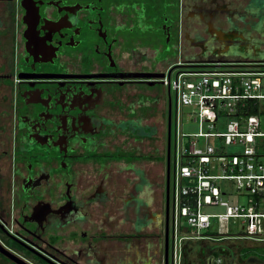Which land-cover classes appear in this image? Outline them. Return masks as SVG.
Masks as SVG:
<instances>
[{"label": "flooded vegetation", "instance_id": "af4514ba", "mask_svg": "<svg viewBox=\"0 0 264 264\" xmlns=\"http://www.w3.org/2000/svg\"><path fill=\"white\" fill-rule=\"evenodd\" d=\"M215 60L264 61V0H0V246L25 264H264L172 231L159 79Z\"/></svg>", "mask_w": 264, "mask_h": 264}, {"label": "built area", "instance_id": "2783aa9c", "mask_svg": "<svg viewBox=\"0 0 264 264\" xmlns=\"http://www.w3.org/2000/svg\"><path fill=\"white\" fill-rule=\"evenodd\" d=\"M159 80L174 98L169 206L175 239L264 243V61L196 62ZM181 108L193 116L197 133L178 132ZM223 182L246 195V203L229 204ZM204 206L223 213H203Z\"/></svg>", "mask_w": 264, "mask_h": 264}, {"label": "rangeland", "instance_id": "374dc122", "mask_svg": "<svg viewBox=\"0 0 264 264\" xmlns=\"http://www.w3.org/2000/svg\"><path fill=\"white\" fill-rule=\"evenodd\" d=\"M160 90V89H158ZM160 92V91H158ZM173 117V114H172ZM193 116L191 114H188V109L186 108H181V114L180 117H178V124H177V130L178 132H181L183 134H194L197 133V126L196 123L192 122ZM173 120V118H172ZM187 140H193V138H185ZM197 144H200L202 140L200 138H196ZM171 149V148H170ZM235 149L233 146H227L226 151L227 152H232ZM171 151H170V156H171ZM163 161V158L161 160ZM222 188L226 190V193L228 194L227 196V201L229 204H240L243 205L246 203V195L240 193H236L234 191L233 186L230 183L223 182L222 183ZM202 212L206 214H220L223 213V208L219 206H204L202 207ZM214 227L212 226L210 228V231H213ZM250 254L254 256H261L264 254V248H250ZM0 264H4L0 261Z\"/></svg>", "mask_w": 264, "mask_h": 264}, {"label": "water", "instance_id": "95a60500", "mask_svg": "<svg viewBox=\"0 0 264 264\" xmlns=\"http://www.w3.org/2000/svg\"><path fill=\"white\" fill-rule=\"evenodd\" d=\"M159 76L161 77V75H159ZM166 157L167 158L165 159V180H166V184H167L168 167H169L168 154ZM0 254L3 255L4 257L8 258L9 260H11L15 264H25L22 261H20L19 259H17L16 257H14L13 255H11L9 252H7L5 249H3L1 246H0Z\"/></svg>", "mask_w": 264, "mask_h": 264}, {"label": "crops", "instance_id": "0c3cea01", "mask_svg": "<svg viewBox=\"0 0 264 264\" xmlns=\"http://www.w3.org/2000/svg\"><path fill=\"white\" fill-rule=\"evenodd\" d=\"M243 241V240H242ZM245 243H247V249L249 248H264V243H251L248 241H245Z\"/></svg>", "mask_w": 264, "mask_h": 264}]
</instances>
